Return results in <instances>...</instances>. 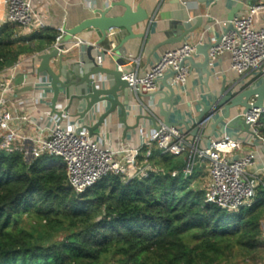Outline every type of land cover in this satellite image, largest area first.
<instances>
[{
    "label": "trees",
    "instance_id": "1",
    "mask_svg": "<svg viewBox=\"0 0 264 264\" xmlns=\"http://www.w3.org/2000/svg\"><path fill=\"white\" fill-rule=\"evenodd\" d=\"M19 33L0 27V73L58 36L49 28L29 39ZM261 125L264 133V115ZM150 160L157 171L146 178L110 175L79 194L59 159L28 163L0 150V264H263L264 187L251 207L229 213L207 205L193 178L172 177L183 161L156 149ZM24 217L63 238L20 226Z\"/></svg>",
    "mask_w": 264,
    "mask_h": 264
},
{
    "label": "built area",
    "instance_id": "2",
    "mask_svg": "<svg viewBox=\"0 0 264 264\" xmlns=\"http://www.w3.org/2000/svg\"><path fill=\"white\" fill-rule=\"evenodd\" d=\"M2 17L0 27L12 24L21 29L41 31L48 28L32 0H0ZM263 14L260 23L256 18ZM1 16V15H0ZM220 24V22H216ZM234 30L223 34L220 45L210 53V68L225 54L230 55L231 68L240 77V89H249L261 85L264 80V4L257 3L232 22ZM226 24V23H224ZM66 36V30L60 29L53 47L43 53H34L31 58L51 52L58 48ZM73 48L82 47L85 41L74 37ZM64 53H68L67 50ZM196 54V45L183 43L181 46L163 53L160 59L150 67L143 77L137 73H124L123 79L129 84L133 93L139 96L156 94L160 90L163 78L170 72L176 75L170 80L174 88L185 86L189 70L181 67L183 60ZM96 57L97 65L101 66L103 56ZM138 63L131 59L130 65ZM20 60L12 67L13 74L0 82V150L12 153L21 152L30 163L43 156L59 159L66 169L68 184L81 194L95 186L101 179L110 175L120 176L125 182L148 177L157 169L151 162L153 149L162 156L176 158L185 157L184 168L172 172V177L181 176L184 180L195 177V170L202 169L207 175L204 188L205 203L216 205L233 213L253 205L257 191L264 187V180L251 172L256 161V152L237 157L242 143L237 137L225 134L219 139H211L205 148H201L199 138L192 137L184 127H165L162 125L143 147L139 149L112 148L103 149L90 137L88 131L77 127L70 131L54 122L52 127L39 129L36 137L24 136L13 127L15 120L30 124L29 118L20 114H12L6 110V97L14 89L15 71ZM120 69H122L120 67ZM154 98V97H152ZM256 97L250 100L256 102ZM264 115V102L261 108L252 109L236 116L249 124L251 135L264 149V133L261 118ZM210 125V118L200 126L201 131ZM47 135H44V132ZM247 135V134H246ZM146 150L145 154L143 151ZM262 241L264 243V221L262 222ZM264 264V263H263Z\"/></svg>",
    "mask_w": 264,
    "mask_h": 264
},
{
    "label": "crops",
    "instance_id": "3",
    "mask_svg": "<svg viewBox=\"0 0 264 264\" xmlns=\"http://www.w3.org/2000/svg\"><path fill=\"white\" fill-rule=\"evenodd\" d=\"M121 1H126L134 9L141 7L148 13L149 21L134 30L135 33L146 34V40L135 39L128 42L124 46L122 56H119V53H115L114 50L118 44L115 43L109 46L106 43H100L102 36L99 31L87 30L78 36L86 44L77 48H73L72 42L67 45L68 53L66 55L68 63L82 59L90 63L88 60L89 48L94 47L91 51V56L95 60L97 56L101 55L102 51V67L114 69L117 68V62L122 61L125 63L123 68L125 73L134 72L143 77L146 71L168 50L179 47L183 43L196 45L199 42H217L227 31L229 16L233 10H236V17H239L251 6L249 2L251 0H245L242 10L238 6L240 0H210L205 4L202 3V0H32V4L38 14L43 17L48 28L59 32L60 29H74L84 21L94 18L98 10L106 9L109 5ZM257 3L264 4V0H257ZM116 11L119 14L124 12L122 8H118ZM1 13L2 7H0ZM262 15L260 14L256 18L257 24L260 23ZM200 19L203 20L201 29L197 31L193 38H188L178 45H162L168 36L177 32L176 27L184 25L190 28L198 25ZM217 21L220 24H217ZM35 33L36 31L20 28L19 38L29 39ZM124 35V33H121L120 40L125 37ZM32 55H24L19 59L20 64L15 71L14 89L6 97L5 106L6 110L12 114L27 116L30 124L15 120L13 127L18 129L20 134L24 136L36 137L39 134V129L52 127L54 122H58L63 128L70 131L88 123L86 121H78L75 116L78 111L76 106H73L72 110L68 114L65 113L62 118L52 115L53 91L50 86V80L46 75H38L39 61L32 59ZM194 57L197 63L203 61L202 56L194 54ZM131 59L137 60L138 63L130 65ZM17 62L4 68L0 73V82L13 74L12 67ZM51 66L57 70L56 61H52ZM186 66L189 70V75L185 86L176 88L170 121L175 124L185 121L193 127L197 122L199 113L203 110L201 102L209 105L212 95L218 96L223 86L227 88L236 86V89L240 90V77L231 68L229 54L223 55L215 63L211 69L210 78H207L199 69L192 71L190 64ZM159 91H165L162 82ZM159 98H152L149 95L139 97L132 92L127 118L125 119L121 111L118 110L102 128L97 130V134L92 139L103 149L112 148L119 152L123 149H139L143 147L156 132V126L145 118L141 120L138 118L142 116L148 117L151 114L155 117L157 124L162 126L164 119L160 115V110L157 106ZM65 106L66 103H59L58 111H62ZM165 109L168 110L169 106L165 105ZM238 114V110H233L232 118ZM203 133L204 136L200 140L201 148H205L211 139H219L225 134L239 138L242 147L236 153V156L242 157L248 153L256 152V161L251 168V172L264 180V149L261 148L260 143L255 138L244 133L241 125L233 124L231 126L228 125V122L224 123L220 126L219 132L215 133L213 137H211L212 130L209 125ZM44 135H47L46 130ZM181 158H178L179 161L184 162L185 157ZM204 173L200 169L197 178L202 179ZM205 180L207 183V177Z\"/></svg>",
    "mask_w": 264,
    "mask_h": 264
},
{
    "label": "water",
    "instance_id": "4",
    "mask_svg": "<svg viewBox=\"0 0 264 264\" xmlns=\"http://www.w3.org/2000/svg\"><path fill=\"white\" fill-rule=\"evenodd\" d=\"M203 4L210 0H202ZM251 6L257 4V0L249 1ZM245 5V0H240L239 8ZM122 8V14L117 13V9ZM95 17L84 21L81 25L74 29H65L66 36L58 48L51 52L44 53L38 56L39 67L37 68L38 75H46L50 80V86L53 91V99L51 103L52 115L63 117L65 113H69L73 106H76L75 113L78 121H86L84 128L88 131L90 137L96 135L97 130L102 128L114 113L121 111L122 116L126 119L129 113L128 106L130 105L131 89L126 80L123 79L125 63L117 62V68L106 69L97 65L96 60L91 56V51L94 47L89 48L90 54L88 60H79L68 63L67 50L68 44L73 42L74 37L81 35L87 30H97L102 36L100 43H106L109 46L118 44L114 49L115 53L122 56V51L125 44L135 39L146 40L147 35L144 33H135V28L145 25L149 21L148 13L138 7L134 9L132 5L126 1H121L109 5L106 9L98 10ZM237 12H233L229 16V22L236 18ZM203 20L200 19L198 25L193 27H185L179 25L176 27V33L168 36L167 40L162 43L166 45H178L183 43L188 38H193L197 31L201 29ZM234 30L233 24L230 23L225 34ZM121 33L125 34L121 40ZM222 38L215 43H197L196 54L203 57V61L197 63L194 56L183 60L181 67L190 64L191 70L199 69L207 78L211 77L212 70L210 68L209 53L213 48L220 45ZM57 62V70L51 66V62ZM92 63V65H91ZM86 67H91L90 69ZM120 67L122 69H120ZM176 75L175 72L168 73L162 80V85L165 91H159L152 97H160L157 106L160 110V115L163 117V126L177 127L183 126L187 133L192 137L202 139L204 136L201 131V124L210 118V128L212 130L211 137L219 132L222 124L241 125L244 133L251 135L250 125L245 120L237 117L232 118V111L238 110L244 114L252 109L261 108L264 102V80L261 85L251 87L249 89L237 90L236 86L227 88L223 86L218 96L212 95L209 105L201 102L203 110L197 117L195 126H190L187 122L182 121L180 124H175L170 121L173 110V100L176 96V88L170 84V80ZM143 95L139 94V97ZM256 97L254 104L250 100ZM66 103L62 111H58L59 103ZM165 105L169 109H165ZM82 108V109H81ZM146 119L151 121L156 126V131H159L162 126L157 124L155 117L151 114L148 117L142 116L138 119Z\"/></svg>",
    "mask_w": 264,
    "mask_h": 264
},
{
    "label": "rangeland",
    "instance_id": "5",
    "mask_svg": "<svg viewBox=\"0 0 264 264\" xmlns=\"http://www.w3.org/2000/svg\"><path fill=\"white\" fill-rule=\"evenodd\" d=\"M2 17V14H0ZM237 111V110H236ZM184 159V158H181ZM198 177V167H196L195 170V178H193L192 182H191V189L196 190V191H203L205 188V183H206V175L204 173V175H202V179L197 178ZM20 226L27 228L29 230H31L32 232L36 233V234H45V233H49L50 235L55 236V240H61L63 238V233L59 230H53V232L47 228L44 227V225H40L39 223H37L36 221H33L31 219H28L26 217L22 218L20 220ZM264 263V260H263ZM240 264H248L246 262H240Z\"/></svg>",
    "mask_w": 264,
    "mask_h": 264
}]
</instances>
